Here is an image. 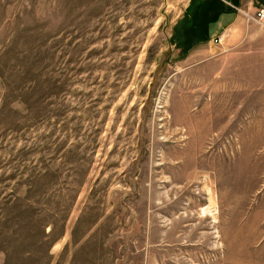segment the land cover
<instances>
[{"label":"rangeland","instance_id":"374dc122","mask_svg":"<svg viewBox=\"0 0 264 264\" xmlns=\"http://www.w3.org/2000/svg\"><path fill=\"white\" fill-rule=\"evenodd\" d=\"M199 1L0 0V264H264V57L189 59Z\"/></svg>","mask_w":264,"mask_h":264},{"label":"crops","instance_id":"0c3cea01","mask_svg":"<svg viewBox=\"0 0 264 264\" xmlns=\"http://www.w3.org/2000/svg\"><path fill=\"white\" fill-rule=\"evenodd\" d=\"M220 4H222L220 7H212V9L208 7L204 11L205 13L203 12L201 15L187 16L186 25L188 29L191 21L200 20L204 25L196 23V27L206 28L212 35L222 32L223 29L230 34L226 47H232L233 49L214 57L210 54L219 51L220 46H214L215 48L218 47L214 51L212 43L207 45L201 41L195 42L194 39L193 43L192 40L190 41V46L192 45L193 50L189 59L203 57L204 62H209V64H205V70L219 63L220 70L213 72V74L224 77L225 68L228 66L227 61H239L245 57L249 59L264 57V25L256 22L247 23V17L239 10V12L235 10L238 7L249 13L255 12L257 7H264V0H253L252 3L246 0H222ZM199 62L195 61L190 64L191 68L199 67L202 64Z\"/></svg>","mask_w":264,"mask_h":264},{"label":"built area","instance_id":"2783aa9c","mask_svg":"<svg viewBox=\"0 0 264 264\" xmlns=\"http://www.w3.org/2000/svg\"><path fill=\"white\" fill-rule=\"evenodd\" d=\"M246 1L252 3L253 0H246ZM236 9H238L240 12H242L245 15V17H247V22L250 23L252 21H256L257 23L264 25V7H257L255 12L252 13H249L238 7ZM227 36H228L227 33L223 31L220 35L216 37L215 42L219 44H223Z\"/></svg>","mask_w":264,"mask_h":264},{"label":"trees","instance_id":"16d2710c","mask_svg":"<svg viewBox=\"0 0 264 264\" xmlns=\"http://www.w3.org/2000/svg\"><path fill=\"white\" fill-rule=\"evenodd\" d=\"M217 2H218V1H217ZM198 3H199V4H203L202 1H199V2H197V3H195V4L193 3V4L196 5V6H195L194 9L191 11V14H190V15H195V13H196V11H197V9H198V6H199ZM211 3H212V2L209 3L210 6H208V7L212 9V5H211ZM219 3H220V2H219ZM191 4H192V3H191ZM193 4H192V6H193ZM192 6H191V7H192ZM203 6H205V4H204ZM208 7H207V8H208ZM189 20H190V19H189ZM194 26H196V23H194V21H191L190 27L188 28V29H189V33H188V34H189V35H188V36H189V39H191V38H190V37H191L190 31L194 28Z\"/></svg>","mask_w":264,"mask_h":264}]
</instances>
